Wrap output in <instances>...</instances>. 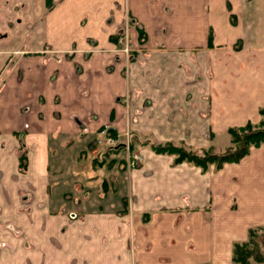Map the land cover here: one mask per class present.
Returning a JSON list of instances; mask_svg holds the SVG:
<instances>
[{"label":"crops","instance_id":"1","mask_svg":"<svg viewBox=\"0 0 264 264\" xmlns=\"http://www.w3.org/2000/svg\"><path fill=\"white\" fill-rule=\"evenodd\" d=\"M263 106L264 0H0V264H232L264 226V143L207 171L143 150L112 209L61 197H90L109 122L201 149Z\"/></svg>","mask_w":264,"mask_h":264},{"label":"rangeland","instance_id":"2","mask_svg":"<svg viewBox=\"0 0 264 264\" xmlns=\"http://www.w3.org/2000/svg\"><path fill=\"white\" fill-rule=\"evenodd\" d=\"M130 121L131 118L129 121L127 120L128 123H130ZM128 123H124L123 128L119 131L116 130L114 124L110 122L106 124L108 126H111L109 132L110 130L112 132H115L114 145H110L104 142L103 138L101 142L97 141L98 139H100L99 133H96L97 136L91 142H89L94 151L92 150V153L89 154V156L86 153L82 154L83 156H81L80 158L83 159L81 161L82 163L80 162V166H82L81 169L85 170L86 173L91 174V179L89 178L88 180V188L86 190V193L90 192L91 195L90 197H61L66 203L73 204L75 207L79 206V208L81 206L83 210H85V208L88 209L89 206H91L92 209H95L100 205L102 207H108V209H112L114 205L118 204V199L112 203L111 201H113V199H116V197H128L122 196V194H120L122 189L120 191V189L118 190L116 186L119 182L121 184L119 188H121L122 186L126 187L127 181L130 180V172L133 169H139L140 166L143 165V150L148 151L149 155L151 156L155 154H161L165 157L169 156L173 159L174 162L176 154H171L167 151L158 152L154 148H152V146L154 147L170 145L175 147H181L185 150H191L194 154H197L198 156L204 155V152L208 154H221L225 153L228 149H230L231 151L238 152L240 149L243 148V146H245L244 144H242V142H239V140H241L240 137L245 134L246 131L248 132L257 131L258 129H264V118L260 114V120L258 122H248L250 123V126L248 128L244 130H239L238 127L240 126L235 127L236 129H238L237 134L239 135L237 137L238 139L236 138V141H232L231 134L228 133V131L227 133L229 135V138L227 136L222 135L214 136L212 132H206L204 133L203 137V148L197 149L192 148L191 146H187L185 142L176 143L163 139L157 140L150 136L138 138L137 136H135V134H133V131L131 130ZM99 130L100 128L97 132H99ZM260 144L249 145L248 151L251 147H255ZM137 152L140 153V159L135 164V166H128V157L132 153ZM181 162L187 161L182 159L179 162H174V165ZM189 163L194 166H197L192 162ZM222 165L220 167H222ZM210 167H214L216 169L220 168L216 167V164L212 162L208 163L206 169H201V167L200 169L202 171H207ZM146 174L148 175L150 174V172H148L147 170ZM125 189L127 190L128 188ZM101 196L103 197V199L106 198V202H99L101 201ZM108 199L110 200V202H107ZM127 202L128 201L125 200V205L127 204ZM112 204L114 205L112 206ZM142 219H145L144 215ZM249 231L250 232H248V236L246 239H244L243 241H238L236 243L239 245V251H241V254H239L236 259H232V264H264V226L255 227L250 229ZM233 254L234 253L232 249V256Z\"/></svg>","mask_w":264,"mask_h":264},{"label":"trees","instance_id":"3","mask_svg":"<svg viewBox=\"0 0 264 264\" xmlns=\"http://www.w3.org/2000/svg\"><path fill=\"white\" fill-rule=\"evenodd\" d=\"M259 113L264 118V106L259 109ZM250 126V123H246L244 126L238 127L239 130H244ZM235 127H229L227 129L228 133L231 134L232 141H236V138L239 136L237 134V130ZM111 135H115V132H112L110 130ZM238 139V138H237ZM241 140L239 142H242L245 146H243L242 149H240L238 152L231 151L230 149L226 150L225 153L221 154H208L203 153L204 155L198 156L197 154H194L191 150H185L181 147H175V146H152L156 151H167L171 154H176L174 158V162H179L182 159L186 160L187 162H192L196 164L197 166L201 167V169H206L208 163L214 162L216 164V167H220L224 162L228 161H237L239 158H241L244 154L247 153L249 145H257L262 142H264V129H258L257 131H246L245 134H243L240 137ZM25 154L21 153L19 155V166L20 168H24L25 166ZM250 232V231H249ZM239 245L234 244L233 246V256L232 259H236V257L241 254V251H239Z\"/></svg>","mask_w":264,"mask_h":264},{"label":"built area","instance_id":"4","mask_svg":"<svg viewBox=\"0 0 264 264\" xmlns=\"http://www.w3.org/2000/svg\"><path fill=\"white\" fill-rule=\"evenodd\" d=\"M123 52L127 55L128 53V43H127V39H124V47H123ZM109 129H111V126L109 125H104L100 130H99V135H100V139H98L97 141L101 142L102 138L103 141L110 144V145H114L115 143V137L112 136L109 132ZM140 159V153H132L129 157H128V166H135V164L138 162V160Z\"/></svg>","mask_w":264,"mask_h":264}]
</instances>
